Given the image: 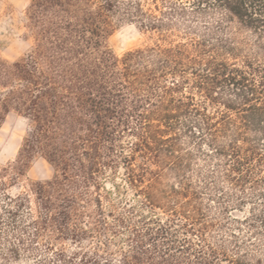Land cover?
<instances>
[{
    "label": "trees",
    "instance_id": "obj_1",
    "mask_svg": "<svg viewBox=\"0 0 264 264\" xmlns=\"http://www.w3.org/2000/svg\"><path fill=\"white\" fill-rule=\"evenodd\" d=\"M125 22L148 42L118 55ZM22 23L0 264H264V0H28Z\"/></svg>",
    "mask_w": 264,
    "mask_h": 264
},
{
    "label": "rangeland",
    "instance_id": "obj_2",
    "mask_svg": "<svg viewBox=\"0 0 264 264\" xmlns=\"http://www.w3.org/2000/svg\"><path fill=\"white\" fill-rule=\"evenodd\" d=\"M28 0H0V56L14 60L25 53L30 40L25 35L22 13ZM148 36L142 33L135 23L120 24L108 39L110 48L118 55L143 46ZM26 129V122L15 113H9L0 125V165L13 160ZM53 175L52 166L42 157L30 163L27 177L32 180H46ZM111 187L110 183H107ZM17 264H30L22 262Z\"/></svg>",
    "mask_w": 264,
    "mask_h": 264
}]
</instances>
